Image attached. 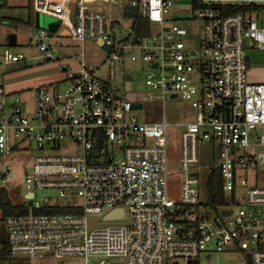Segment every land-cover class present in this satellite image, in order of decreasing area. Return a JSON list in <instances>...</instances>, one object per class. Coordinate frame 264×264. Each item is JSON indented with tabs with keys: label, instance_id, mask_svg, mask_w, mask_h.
<instances>
[{
	"label": "built area",
	"instance_id": "1",
	"mask_svg": "<svg viewBox=\"0 0 264 264\" xmlns=\"http://www.w3.org/2000/svg\"><path fill=\"white\" fill-rule=\"evenodd\" d=\"M178 1L32 0L37 13L59 19L60 29L58 34L38 29L31 43L46 51L47 41L63 36L66 28L83 46L75 68L51 54L40 57L58 62L65 76L62 87L55 86L58 80L36 88L33 111L23 108L19 95L8 100L14 92L0 83V152L28 150L32 143L46 151L24 177L31 211L0 216V232L3 223L6 227L0 264L46 254L61 264H90L93 256L103 257L99 264H210L202 257L210 259L214 251L227 254V264H264V82L248 77L249 47L264 49V10L226 15L220 7L229 2L262 5L264 0H191V16L172 13ZM116 7L122 17L115 15ZM134 7L136 15L126 12ZM138 17L150 21V33L139 35L134 29ZM127 18L131 21L125 24ZM196 18L205 27V59L198 66L191 58L198 51L186 52L189 30L180 23ZM87 39L107 51L110 66L119 67L126 59L148 63V86L162 97L181 95L189 105L184 114L197 110L196 120L176 123L182 128L180 200L168 193L171 122L165 112L152 122L139 120L135 110L140 108L133 103L143 108L152 95L138 97L131 87L135 98L129 99L125 85L130 74L123 73L120 81L112 67L102 77L99 66L86 59ZM23 60L30 62L23 52L4 49L3 63ZM201 137L218 152L210 173L219 170L226 198L245 200L249 207L216 211L208 198L202 199ZM64 140L76 142L78 149L55 153ZM108 140L117 145L118 155L105 150ZM11 169L7 165L0 178L11 175ZM239 170L252 173L251 180L238 178ZM37 191L43 192L41 199ZM52 208L65 211H39ZM116 209H123V216L110 217ZM92 217H98L93 227Z\"/></svg>",
	"mask_w": 264,
	"mask_h": 264
},
{
	"label": "rangeland",
	"instance_id": "2",
	"mask_svg": "<svg viewBox=\"0 0 264 264\" xmlns=\"http://www.w3.org/2000/svg\"><path fill=\"white\" fill-rule=\"evenodd\" d=\"M30 0H7L5 6L1 8L4 15H9L19 19L17 26L10 23L3 25L6 29L2 40L6 41L8 34L15 31L18 34L17 41L14 44H9L8 40L5 45L0 47V83H3L2 76L9 77L8 80L12 82H20L21 80H28L22 84L19 89H15L13 94L8 96V100H14L15 95H19L22 99V106L26 111H33L34 109V97L36 88L42 84H50L59 80V83L55 86L62 87L64 73L61 72L59 63H66L67 65L75 68L78 65L80 54L82 52V43L74 40L71 36H60L55 40H48L49 47L46 51H41L35 44L25 38V35L35 33L38 29L49 30L54 34H58L59 26H50L49 19L52 15L47 13L40 14V26L30 25L23 22L27 20L30 12L29 7ZM120 3V2H119ZM121 4V3H120ZM191 0H179L172 11L173 14L181 13L185 16L193 15L191 10ZM34 16L36 12L34 11ZM115 15L122 17V10L120 7H116L114 10ZM123 19V18H119ZM131 21L130 18L125 19V24ZM180 23L185 25L189 30L190 41L187 42L186 52L190 49H196L198 51L197 56H191L194 64L198 66L205 59L203 52V39H204V21L196 18L191 20H180ZM153 31H158V26L154 27ZM3 43V42H1ZM6 47H9L14 52H23L30 62L25 60L11 62L3 64V51ZM84 50L86 53V59L99 66V72L102 77L110 71L112 67L114 70L113 77L123 81V75L130 74L132 90L137 92L138 97H144L146 94H151L152 98L145 102L143 108L136 109L135 112L138 115L139 120L152 122L162 117L165 112L166 117L171 122L167 132V152H168V193L171 199L178 201L181 199V183L183 180V168L181 166V130L182 128L176 125L179 122H188L196 120L197 110L189 109L187 114L183 112V105L185 99L179 96H170L167 94L162 97L158 90L152 89L145 82L146 72L145 69L150 70L148 63H141L139 61H133L126 59L124 63L119 67L110 63L107 59V51L100 46L95 39H87L84 43ZM44 54H51L54 59H58L60 62H43L40 58ZM34 56L35 58H32ZM248 56L250 58L249 78L250 81L264 82V49L257 47H249ZM45 64H49V67H44ZM2 72H5L2 74ZM98 72V74H99ZM125 73V74H123ZM46 76V77H45ZM45 77V78H44ZM123 93L122 90H119ZM78 144L72 140L58 142V147L55 153H69L76 151ZM105 150L114 155H118L117 145L108 140ZM42 152H46L45 149L37 148L36 144L32 143V148L28 150H15L13 153L4 155L0 152V172L6 170L7 165H11L12 174L5 179L0 178V186L5 187L12 200L17 204L27 203L26 198L27 187L24 183L25 174L32 170L33 163L37 155ZM200 152V164L198 166V172L201 177V197L207 198V180L211 172V169L218 161V152L214 149L211 142L201 137L199 141ZM107 157L100 162H106ZM260 169L264 172V164L260 165ZM250 176L245 170L238 171V178H248ZM47 193H57L56 189H47ZM43 192L37 191V199H41ZM227 203L222 208L231 209L233 212H237L240 207H249L245 200L241 203H233L230 199L226 198ZM1 216V211H0ZM102 256L91 257L90 264H99ZM117 261V258H115ZM12 264H61V259L52 254H46L42 257H30V256H16L11 259ZM203 263L210 264H227L228 256L222 252L214 251L210 259H204ZM182 264H186L185 261H181Z\"/></svg>",
	"mask_w": 264,
	"mask_h": 264
},
{
	"label": "trees",
	"instance_id": "3",
	"mask_svg": "<svg viewBox=\"0 0 264 264\" xmlns=\"http://www.w3.org/2000/svg\"><path fill=\"white\" fill-rule=\"evenodd\" d=\"M0 4V20L6 25L10 23L14 26H17L20 22L18 18L12 17L9 15H4L1 13V8L5 6V0ZM30 11H35L33 9L32 1L29 3ZM224 14L230 15L239 12H256L258 10H264V4H256V3H241V2H229L220 6ZM30 12V15L27 20H23L26 24L34 23V13ZM134 29L139 33V35H144L150 33L151 25L150 21L143 17H138L134 22ZM249 58V57H248ZM249 68V61H248ZM222 177L220 175L219 170H214L209 174L207 180V198L208 203L211 205L214 210L218 211L221 209L226 203V194L223 190L222 185ZM65 211V209L61 208H52V209H42L39 211ZM0 211L3 217H7L10 215H18L23 213H28L31 211V207L27 204H17L14 202L5 187L0 186ZM68 211V210H67ZM12 255L9 256L11 258Z\"/></svg>",
	"mask_w": 264,
	"mask_h": 264
},
{
	"label": "water",
	"instance_id": "4",
	"mask_svg": "<svg viewBox=\"0 0 264 264\" xmlns=\"http://www.w3.org/2000/svg\"><path fill=\"white\" fill-rule=\"evenodd\" d=\"M126 12L127 13H132V14L136 15L137 14V8L134 7L133 10H131V11L127 10ZM35 18H36V26H40V14L39 13H36ZM59 24H60L59 19H57V18H55L53 16L49 19V25L50 26H59ZM61 34L63 36L64 35L68 36V35H70V32H69L68 29L65 28V29H63L61 31ZM16 41H17V33L16 32H11L9 34V37H8V43L12 45ZM107 80L109 81V77H108ZM118 86L121 87L122 85L120 83H118ZM125 86H126V89L129 90V92L127 94V97L129 99L133 100L135 98V93H133V92L130 91L131 81H130V76L129 75L127 76V83H126ZM173 96H176V95H173ZM141 107H142V104L141 103H133V108H141ZM187 107H189V105L187 103H185L183 105V112L184 113L186 112ZM232 195H233V193H232ZM31 203H32V201H29V204H31ZM222 213L223 214H229V211L223 210ZM123 214H124V210L123 209H116V210H114V211H112L110 213V217H113V216H123ZM97 219H98V217H92L90 219V225H91V227L94 226V224L97 221ZM130 221H131V215H129V222ZM105 224L106 223H102V225H105ZM5 239H6V227H5V224L3 223L2 224V230L0 232V240H5Z\"/></svg>",
	"mask_w": 264,
	"mask_h": 264
},
{
	"label": "crops",
	"instance_id": "5",
	"mask_svg": "<svg viewBox=\"0 0 264 264\" xmlns=\"http://www.w3.org/2000/svg\"><path fill=\"white\" fill-rule=\"evenodd\" d=\"M30 1H32V0H30ZM3 1L2 0H0V4L2 3ZM6 3H7V0H5V5H6ZM36 12V11H35ZM1 13H2V10H1ZM37 13V12H36ZM3 14V13H2ZM36 16V15H35ZM35 23H36V18H34V25H35ZM33 24H31V25H33ZM4 24L1 22V20H0V47L2 46V45H5L6 43H7V40L6 41H4V40H2V37H3V35H4V33H5V31H6V29H5V27L3 26ZM13 32H15V31H13ZM31 35V34H30ZM30 35H25V38L27 39V40H29V37H30ZM64 36H66V35H64ZM9 37V34H8V36L6 37V38H8ZM17 38H18V34H17ZM56 40V39H55ZM1 42H3V43H1ZM248 61H249V68H250V58H248ZM3 62V61H2ZM3 64H7V63H3ZM49 65V64H48ZM47 64H45L44 63V67H49ZM1 69V68H0ZM62 72V71H61ZM5 72H2V74H4ZM5 76V75H4ZM4 76H2V81H3V84L5 85V87H6V89L9 91V92H15V91H13V90H15V89H19V87L22 85V84H24V82H26V81H28V80H21L20 82H12L11 80H8V78L9 77H4ZM46 77V76H45ZM44 77V78H45ZM248 77H249V73H248ZM10 79V78H9ZM250 79V78H249Z\"/></svg>",
	"mask_w": 264,
	"mask_h": 264
}]
</instances>
